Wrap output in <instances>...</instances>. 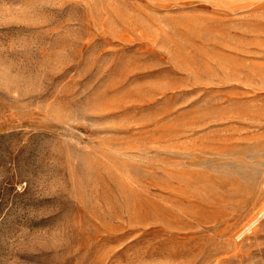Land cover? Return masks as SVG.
I'll return each instance as SVG.
<instances>
[{"label":"rangeland","instance_id":"1","mask_svg":"<svg viewBox=\"0 0 264 264\" xmlns=\"http://www.w3.org/2000/svg\"><path fill=\"white\" fill-rule=\"evenodd\" d=\"M0 264H264V0H0Z\"/></svg>","mask_w":264,"mask_h":264},{"label":"bare ground","instance_id":"2","mask_svg":"<svg viewBox=\"0 0 264 264\" xmlns=\"http://www.w3.org/2000/svg\"><path fill=\"white\" fill-rule=\"evenodd\" d=\"M263 218V217H262Z\"/></svg>","mask_w":264,"mask_h":264}]
</instances>
